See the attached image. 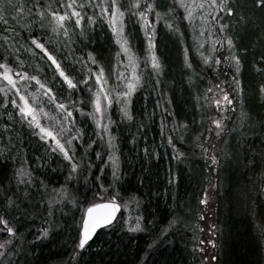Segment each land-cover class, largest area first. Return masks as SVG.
Returning a JSON list of instances; mask_svg holds the SVG:
<instances>
[{
	"label": "trees",
	"instance_id": "1",
	"mask_svg": "<svg viewBox=\"0 0 264 264\" xmlns=\"http://www.w3.org/2000/svg\"><path fill=\"white\" fill-rule=\"evenodd\" d=\"M51 2L47 3L51 5ZM231 3L236 7L231 17L226 16L229 19L225 23L230 29L227 34L233 39L234 51L241 60L239 79L242 102L239 114L237 111L230 112L234 119L229 123L228 130L234 133L226 135L222 142H213L218 147V149L216 147L217 150H222L227 155L222 158L223 168L220 172V182L217 184L219 196L217 194L215 196L217 206L213 220L218 232L217 254L215 259H212V264H264L263 240L259 236V227L263 226V221L259 215H253L244 208L247 193L255 199L257 214H264L262 194L257 196L252 190L254 182L259 183L264 179V93L259 91V86L264 84V59H262L264 57V6L258 5L255 0H231ZM51 6L55 7L56 4L53 3ZM130 25H132L131 22ZM158 26L156 53L163 73L159 77L162 83L159 87H155L153 79L151 83L139 87L132 104L133 122L120 123L112 127L119 145L120 171L123 175L121 188L125 191L123 194L127 195L131 192L142 199L145 221H152L153 228L150 233H125L119 226L102 230L90 243L81 264H140L138 258L146 255L147 246L153 239L157 243L152 251L147 253L146 264H207V256L203 257L196 249L197 245L202 247L198 243L204 236L205 228L199 232L197 226L202 221L193 219L192 215L204 211V208L198 204L203 194L200 179L201 172L208 171L209 166L203 158L187 161H178L175 158L171 146L162 140L158 124L159 118L162 117L156 115V103L164 104L161 93L167 94L171 100L170 104H165V107L171 109V114H165L167 122L170 124L171 120L175 119L178 131L185 137V147L192 150L195 156L197 142L195 137L201 138L203 135L204 143L206 131V128L200 124L204 120L199 111L203 103L196 99L202 98L201 95L209 87V82H211L210 86L221 80L230 82L231 78L237 77L238 74L231 67L223 64L220 66L222 75L216 70L209 72L207 68L201 69L199 64L191 59L193 68L196 69V73L193 74L184 64V45L180 36L171 30L169 32L163 24ZM132 30L133 40L141 45L143 39L139 31L136 28ZM97 32L99 35H94L91 43L89 41L74 43V52L83 57L86 56L85 53L92 52L98 64L109 72V65L115 61V52L118 51V47L111 42L110 33L106 28L97 29ZM25 35L27 37V33ZM3 48L5 46L1 45L0 51ZM190 51L189 48L188 55L193 57ZM139 55L143 58L144 51L142 50ZM84 60L89 67L91 62ZM10 62L15 67V62L11 58ZM35 65L42 68H24L23 70L28 71L30 76L37 75L46 86L53 87L57 101L67 105L68 100L77 99L75 90H68L54 70H52L54 77L50 78L45 64L38 61ZM141 65L143 82L150 72L144 69L143 61ZM61 67L74 82L81 79L80 72L67 69L62 64ZM30 83L35 85V81ZM222 87L230 90L229 84H224ZM84 95L80 93L81 97ZM111 112L112 119L118 121L120 117L115 103ZM153 113L155 116L152 118ZM73 114L77 117L78 112L74 111ZM3 123L0 120V136L5 133ZM185 123L188 125L187 130L180 127ZM141 124L144 126L140 127ZM17 126V132H13L11 137L12 143L20 148V152L16 154L18 156L26 154L34 170L37 171V166L33 165L32 161L38 156L43 159L44 152L37 149L38 143L27 138L23 125ZM95 131V123L91 120L90 126L84 128L83 136L85 146L91 139H97V144H93L92 149L87 150L86 158L95 165L91 169L88 183H84L81 175V178L68 181L66 185L71 198L74 196L76 202L82 207V212L89 206L86 202L92 199L93 184L100 182L95 181L94 178L100 176L106 186L111 180V168L104 167L101 172L103 160L95 158V150L102 143L95 136ZM133 136L136 137L135 144L130 143ZM173 142L180 151L184 152L182 142L176 139L175 135ZM145 145L150 152L153 150L158 152L159 158L150 157L146 160L141 151ZM77 146L81 153L76 158H82L84 148L79 144ZM207 146L208 141L205 144V147ZM12 164L10 160L0 159V177L9 171V166ZM53 168L58 170L52 171ZM39 170L40 173H37L35 177L36 183L28 190L33 199L20 203L16 200V196H12L14 206L19 204V211L15 212L16 219L20 226L24 224L29 226V228H20L22 247L17 251L16 264H58L62 258L68 257L76 236L74 220L79 218L75 212L69 211L67 215L61 213L54 215L53 219L59 220L60 227L50 230L47 239H42L40 242L35 239L44 224L39 222L40 219L44 217L41 219L44 222L46 218L44 205L40 203L41 193L44 190L39 187V183L42 180L45 181L49 190L65 184L68 172L67 161L59 158L55 163H50ZM170 171L179 176L174 186L168 184ZM77 172L86 174L83 173L82 168ZM3 195L5 193L0 190V198ZM104 200H107V197L97 199L96 202ZM174 216L179 217L183 223L168 228ZM165 228H168V231L164 236H160V232ZM212 244L215 249L216 241Z\"/></svg>",
	"mask_w": 264,
	"mask_h": 264
},
{
	"label": "snow or ice",
	"instance_id": "2",
	"mask_svg": "<svg viewBox=\"0 0 264 264\" xmlns=\"http://www.w3.org/2000/svg\"><path fill=\"white\" fill-rule=\"evenodd\" d=\"M255 2L264 6V0H255ZM55 4L56 7H52L45 0H38V2L32 4L31 8L27 9L28 22L23 25V29L27 32L26 39L29 44L27 51L33 56H39L41 59L50 61V66L66 84L67 89L75 90L77 99L68 100L67 105L64 102H57L53 87L46 86L37 75L30 76L28 71L23 70L24 61L18 55L19 48H13L12 44L9 43V40H14L15 37L5 36L4 42L8 44V47L0 51V84H2L0 86V98H2L0 110H3L11 120L13 118L12 113L8 111V107L11 105L17 121L26 127L32 136L43 142L42 147L46 148L49 153L61 157L62 161H67L68 172L65 184L49 191L45 181L42 180L39 183V187L44 190L41 193L40 203L44 205L46 218L35 237L36 240L47 239L50 230L60 227L59 220L53 219V208L54 205H60L63 201L56 199V195L66 196L67 182L77 180L81 178V175L84 183L87 184L91 177V169L95 167L93 162L86 157L87 150L92 149L93 144H97V139H91L85 146L83 130L76 125L73 112L76 111L81 116L87 115L95 123V136L102 142L95 150V158L96 160H103L101 172H103L104 167L111 168V180L106 186L101 181L100 176L94 178L95 181L100 182L93 184L92 199L86 202L89 206L82 212L79 220H74L77 231L71 251L66 259L62 258L58 261V264H81L86 250L90 247V241L100 228L119 226L125 233H150L153 228L152 221H145L142 199L131 192H128L127 195L123 194L125 191L121 188L123 175L120 171L119 145L116 134L112 132V127L120 123L133 122L132 97L138 87L151 83L153 79L155 87H159L162 83L159 78L163 74L161 64L158 63L155 53L157 26L163 24L182 38L184 33L181 32L180 25L183 24L186 29L191 30L192 48L202 59L203 65L207 66L209 72L216 70L222 75L223 72L220 66L223 64L225 66L230 65L238 74L241 60L233 51V39L227 34L230 31L229 26L222 22L225 15L227 17L233 15L236 6L231 3V0H170V3L165 4L162 14L158 10L159 0H80V2H77V0H55ZM24 14V5L16 3L14 0H0V21L3 24L8 25L10 19L15 21L17 17L23 18ZM198 16L201 18L199 31L196 28ZM130 22L138 26V30L144 38L145 47L143 51L145 55L143 64L144 69L149 71L150 75L143 82L141 81V75L137 74L139 63L137 62V52L134 51L136 44L131 39L133 30ZM204 24L208 25L207 39H205ZM69 26H72L74 34L80 38L81 42L89 41L90 43L93 42L92 37L94 35H99L97 29L103 30L106 28L108 30L111 42L119 46V51L115 52L117 63L125 70H131V75L126 76L124 71H117L115 65H109L117 91L113 93L108 89L107 79L103 76L105 69L99 66L92 52H87L85 55L87 61L97 66L95 71L87 67L83 56L72 60L71 54H69L65 58L76 66L72 70L75 72L83 70L84 75L74 82L66 74L61 67V62L57 59V55L53 53H62L64 47L71 46L67 40L70 35ZM7 31L12 33L14 29L9 27ZM206 43L207 47H205ZM225 47L228 50V55H224L223 50ZM188 52L189 46L185 45L183 48L184 64L188 70L195 74L196 69L189 61ZM205 52H207V55H205ZM121 55L126 60H120ZM10 58L15 62V67L10 62ZM213 79H216V77H213ZM30 81H35L38 89L44 90L43 94L47 97V102L54 104L55 108L62 113V117L58 121L59 130L56 134L41 124L37 113L43 112V109L33 107L18 86L23 82L27 87ZM224 84H229L231 92L239 97L242 89L236 76H233L230 82L221 80L203 92L206 104L213 106V111L219 113V118H210L209 122L215 128L207 129L209 136H206L205 139L208 140V146L205 147L203 143L196 144V147L200 149L198 155L205 159L209 166L208 171L201 172L200 183L203 185V194L198 200V204L204 206L207 211L192 215L193 219L199 221H203L208 212H214L211 204L218 192L217 184L220 182V172L223 168L222 158L227 155L222 150H217L216 144L212 142V139H219L222 142V135L228 129L232 120L229 113L235 110L230 91L222 87ZM259 91L264 93V84L259 86ZM80 93L85 95L81 97ZM210 93L211 96H209ZM9 94H11V99H9ZM161 95L164 97L165 103H158L157 106L161 108L160 129L162 140L171 146L178 161L182 157L186 161L195 159L192 153L180 151L173 142L174 135L181 142H184L185 137L178 131L175 119H172L170 124L167 122L165 114H171V109L165 107V104H170L171 100L166 93H161ZM114 103L120 117L118 121L112 119L111 109ZM85 108H91L92 110L86 113ZM44 115L47 116V113H44ZM139 126L143 127L144 125ZM181 128L187 130L188 125L185 123L181 125ZM209 137L212 139H209ZM74 140L84 148L80 159L75 156L76 146L73 145ZM195 140L199 141L200 136L195 137ZM130 143H136L135 136L132 137ZM4 147L7 150L0 151V159L10 160L14 163L9 166V171L0 177V190L5 193L0 198V264H12V257L22 247L20 243V224L15 217V212L19 211V204L14 206L12 196H16V200L20 203L33 199L28 190L35 183V170L30 169L28 166L26 156L16 154L20 152V148L12 143L11 138ZM141 151L146 160L150 157L153 159L159 158V153L154 150L150 152L147 145ZM105 154L106 159H104ZM43 159L47 163V158ZM41 160V157H36L38 167H43ZM81 168L83 173L86 174L77 172ZM57 170L56 168L52 169V171ZM178 179L177 173L169 172V185L174 186ZM252 190L257 196L264 194V179L259 183L254 182ZM245 195V210L253 215H259L261 221H264V214H257L253 196L247 193ZM104 196H107V200L96 202L97 199H103ZM69 202L75 205V197L73 196ZM122 207L125 210L131 208V211L120 212ZM118 212L119 215H117ZM62 214L67 215V213ZM182 223L179 217L174 216L169 222L168 228ZM168 228L162 230L160 236H164ZM212 228L215 229L216 225H212ZM200 231H203V229H200ZM259 236L260 239L264 240V226L259 227ZM208 242L214 243L211 240ZM156 243L157 241L153 239L148 244L146 255L143 258H138L140 264H146L147 253L152 251ZM200 243L202 244L203 241H200Z\"/></svg>",
	"mask_w": 264,
	"mask_h": 264
},
{
	"label": "rangeland",
	"instance_id": "3",
	"mask_svg": "<svg viewBox=\"0 0 264 264\" xmlns=\"http://www.w3.org/2000/svg\"><path fill=\"white\" fill-rule=\"evenodd\" d=\"M50 1H52L51 5L53 3H55L54 0H45L46 3L50 2ZM14 2L20 3V4L25 6V14H24L23 18L17 17L15 19V21L10 19L8 25H5V24H3L2 21H0V46L3 45V46H5V48H7L8 44H6L4 42V37L5 36H9V37H13L14 36L15 39L14 40L10 39L9 43L12 44L13 48H19L18 55L24 61L23 69L24 68L41 69L42 66L35 65L36 62L40 61L41 63L45 64V68L48 69V76L50 78L54 77V73L52 72L53 67L50 66V63L46 59H41L39 56H33L31 53H29L27 51V48H28L29 44H28V41H27L26 35H25V33H27V32H26L25 29H23V25L28 22L27 9L31 8L32 4L34 2H38V0H14ZM166 3H170V0H159V4H161L160 5V9L161 10H159V9L158 10L161 11L162 13L164 12V6H165ZM228 19L229 18H227V20ZM222 22L225 23L224 19L222 20ZM9 27L14 29V31L12 33H9L7 31ZM196 28H197V31H199L200 28H201V18L199 16L197 17ZM204 28H205V39H207V28H208V25L204 24ZM180 30H181V32H183L185 34V36H183L182 38L180 37L182 39V41H183V44L185 45L184 38H186L187 39V44L190 45L191 48H192L193 39H192L191 30L190 29H186L183 24L180 25ZM213 31H215V30H213ZM69 33H70V35L67 38V40L69 41L71 46L70 47H64L62 53L54 52V55H57L58 61H60L61 64L65 68L73 69V67H76V66L73 65L72 62L70 60L66 59L65 57H67L69 54H71L72 60H76L78 57L81 56V55L79 56L78 54H76L75 53L76 51L74 52V47H73L74 43L80 42L81 40L76 34H74L72 26H69ZM142 46H143V42L141 44V47ZM207 46L208 45L206 43L205 47H207ZM51 50L52 49L50 48V51ZM224 50L226 51V55H228V50H227L226 47H225ZM192 51H193V55H194L193 57H194L195 61L199 64V66L202 65V67H207V66L203 65L202 59L197 55V53L193 50V48H192ZM233 51H234V49H233ZM234 53L237 55L236 51H234ZM205 55H207V52H205ZM84 59L87 60V56H84ZM120 60H126V58L123 55H121ZM141 60H142V58L139 57L138 61H137L139 63V67L137 68V74L138 75H142L141 69H140V66H141V62L140 61ZM112 65H115V69L117 71H124V74L126 76L131 75V70L130 69L125 70L120 64L117 63L116 58H115V61L112 63ZM99 66L102 67L101 65H99ZM96 67H97L96 65L90 64V66L88 68H92L95 71ZM202 67H201V69H202ZM231 68L233 70H235L233 67H231ZM83 75H84V71L81 70L80 73H79L80 78H82ZM103 76H104V78L107 79V87H108V89H110L113 93L115 91H117L118 89L115 87L114 77L111 74V70L109 72L104 71ZM142 79H143V77L141 76V81H142ZM89 82H91V81H89ZM35 85H32L29 82L27 84V87H25L24 83L21 82L18 86L19 87L21 86L20 88H21L22 92L28 98L29 103L33 107H35L37 109H40V108L43 109L42 113L38 112L41 115L40 121L43 120V123L45 124V126L48 127L49 130L53 131L54 134H56L58 132V130H59V126L60 125H59L58 121L61 119L62 113L55 108L54 104H49L47 102V97H45L44 94H43L44 90L43 89H38L37 85L36 86ZM0 86H2V84H0ZM138 90H139V87L137 88V91ZM134 95L135 94H133L132 100L134 99ZM239 95H241V92H240ZM201 97H202V100L205 102V104L202 102L203 103V109L205 110L204 112L205 113L208 112V115H209L210 118L211 117L219 118V116L213 111V108H212L213 106L209 105V107H208V104H206V101L204 100L203 95H201ZM9 99H11V94H9ZM57 102H59V101H57ZM239 102L240 101H237V99H236L235 104L239 103ZM0 103H2V98H0ZM158 103L160 104V102L156 103V109H157L156 115H158L160 117L161 108L157 106ZM87 109L88 110H84L86 113L88 111L92 110L91 108H87ZM8 111L12 113V117L13 118L11 120H9V117L4 113L3 110H0V120H2L4 122L3 123V125H4L3 128H4V131H5V133H2L1 136H0V151H6L7 150L4 147V145L6 143H8L9 138H11L12 135H13V132H17V129H18L17 125L22 127V124H20L17 121L16 114L11 109V105H9ZM44 113H47V116H45ZM76 116L77 117L74 116L75 120H76V125L83 130V136H84V128L90 126L91 118L88 117L87 115L81 116L79 113ZM154 116L155 115L153 113L152 118ZM231 117H232V115H231ZM161 120H162V118H159V120H158L159 128H160V125H161ZM209 128L214 129L215 126L210 124L207 129H209ZM207 129H206V136H209V133H208ZM25 131L27 132L26 133L27 138L29 137V139L34 141V143H36V144L38 143L37 144V146H38L37 149L41 150L42 152H44L43 153L45 155L44 158L45 157L47 158V163H45L44 159H42L41 163L43 164V167L50 165V163L53 164V163H55V161H58V159L61 158V157H59L57 155H53V154L49 153L46 148H43L42 147L43 142L39 141V139L37 137L32 136L30 134V131L26 127H25ZM160 132H161V129H160ZM231 133L233 134L234 132H231ZM3 134H4V138H3ZM209 138L212 139L211 137H209ZM215 140L216 139H212V142H214ZM217 140L220 141L219 139H217ZM77 144H78V142L74 140L73 141V145L76 146V151H75V156L76 157H77L78 154L81 153V150L78 149ZM198 151H200V149H198ZM25 156H26V154H25ZM199 157L200 156L197 154V158H199ZM78 159H80V158H78ZM32 162L34 163L33 165L37 166L36 167L37 171L36 170L34 171V177H36L38 175L37 173H40L39 168H41V167H38L36 159H34V161H32ZM27 163H28V166L30 167V169L34 170V168H33L34 166L31 165V163L29 162V159H27ZM35 183H36V181H35ZM68 193L69 192L67 191V195L63 196V197H61L59 195H56V194H53V195H56V199L63 201L62 204H60V205H54V208H53L54 215H57L58 213H61V214L62 213H68L69 211H71V213L75 212L77 214V218L80 219L81 212H82V207L77 202H76L75 205L70 203L69 201H71L72 198H71V194L70 193L68 194ZM104 197L106 198L107 196H104ZM216 199H217V197H215V200ZM215 200L211 204L212 208L214 209V212H208L207 215L205 216V219L202 221V223H200V225H202L205 228V233H204V236L202 238V241L205 242V244L203 246V251H204L205 254H203V255L207 256V259H208L207 264H212V259L215 256V252H217V249H216L217 248L216 236H217L218 230H217V228H215V229L212 228V225H216L215 220H213V218L215 216V213H216V206H217ZM203 208H204V211H207V209L205 207H203ZM125 211H131V208L128 209V210L124 209V212ZM43 218H41V219H43ZM41 219H40L39 222L44 223V222H42ZM263 226H264V221H263ZM34 227H38V226H34ZM209 240L214 241V242L216 241L215 249L211 245V243L208 242ZM37 241L40 242V241H42V239L41 240H37ZM17 257L18 256H17V253H16V255H14L12 257V264H16Z\"/></svg>",
	"mask_w": 264,
	"mask_h": 264
},
{
	"label": "flooded vegetation",
	"instance_id": "4",
	"mask_svg": "<svg viewBox=\"0 0 264 264\" xmlns=\"http://www.w3.org/2000/svg\"><path fill=\"white\" fill-rule=\"evenodd\" d=\"M225 90H226V88H225ZM230 95H231V97H232V94L230 93ZM200 99V100H199ZM197 98L196 100H198V101H202V102H204L203 100H202V98ZM232 99H233V104H234V101L236 100V97H232ZM237 101H242V97H238L237 98ZM240 102L239 103H236V106H235V110L237 109V112H238V114H239V110H240ZM234 110V111H235ZM199 111L201 112V115H202V117L204 118V120H202V122H200V124H201V126H204L206 129L209 127V125H210V118L209 117H207V113H205L204 111V109H203V107L202 108H199ZM218 116H219V113H216ZM38 115V114H37ZM233 116V115H232ZM206 120V122H207V124H205L204 123V121ZM184 130V129H183ZM231 133V131L230 130H226L225 131V133L222 135V140H224V138H225V136L226 135H228V134H230ZM204 136L206 137V131H205V133H204ZM204 137V138H205ZM210 139V138H209ZM205 140V144H207V140L206 139H204ZM215 141H217V142H219L217 139L215 140ZM197 143H203V135H202V137L200 138V140L199 141H197L196 142V144ZM203 143V144H204ZM196 144H195V151H196V154H195V159H198L197 158V154H199V151H198V147H196ZM205 144H204V146H205ZM184 146V148H185V150H184V152L185 153H189L190 151H191V153L193 152L192 150H188V148L187 147H185V140H184V142H182V147ZM217 147V146H216ZM217 149H218V147H217ZM199 159L201 160L202 158L201 157H199ZM181 160L183 161L184 160V158L182 157L181 158ZM217 196H219L218 195V193H217ZM204 206H202L201 205V208H203ZM10 210V209H9ZM20 228H29V226H27V224H24V225H22V226H20ZM197 228H199V232H202V231H200V229H203L204 227L202 226V225H199V226H197ZM202 244H204V241H203V243Z\"/></svg>",
	"mask_w": 264,
	"mask_h": 264
},
{
	"label": "water",
	"instance_id": "5",
	"mask_svg": "<svg viewBox=\"0 0 264 264\" xmlns=\"http://www.w3.org/2000/svg\"><path fill=\"white\" fill-rule=\"evenodd\" d=\"M98 211H103V210H98ZM120 211H121V209H120ZM120 213L118 212L117 213V215H119ZM102 229H104V228H100L98 231H97V233L95 234V236H94V238L92 239V241L95 239V237H96V235L98 234V232L100 231V230H102ZM92 241H90V242H92Z\"/></svg>",
	"mask_w": 264,
	"mask_h": 264
}]
</instances>
